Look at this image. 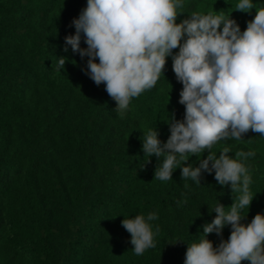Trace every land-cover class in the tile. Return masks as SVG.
<instances>
[{
    "label": "trees",
    "instance_id": "trees-1",
    "mask_svg": "<svg viewBox=\"0 0 264 264\" xmlns=\"http://www.w3.org/2000/svg\"><path fill=\"white\" fill-rule=\"evenodd\" d=\"M238 2L184 0L177 23L192 12L215 10L243 31L264 0H252L250 12L236 11ZM86 4L0 0V264H184L188 244L199 242L217 203L227 208L239 193L220 186L214 172H205L201 184L181 179L182 162L172 179H154L160 160L153 155L146 163L143 134L156 127L166 142L171 115L184 117L178 102L183 85L167 57L157 84L133 98L121 118L105 85L86 74L88 58L70 45L64 51L65 37L75 34L71 22ZM80 46L87 47L83 34ZM59 57L67 60L57 71ZM224 147L233 158L255 152L243 160L254 196L241 210L247 224L264 213V136L249 130L211 151L219 156ZM207 151L189 154L187 163L198 167ZM149 213L157 216L149 222L154 232L159 226L156 247L137 256L121 221ZM230 233L225 226L222 238ZM207 238L214 247L221 240L216 233Z\"/></svg>",
    "mask_w": 264,
    "mask_h": 264
},
{
    "label": "clouds",
    "instance_id": "clouds-1",
    "mask_svg": "<svg viewBox=\"0 0 264 264\" xmlns=\"http://www.w3.org/2000/svg\"><path fill=\"white\" fill-rule=\"evenodd\" d=\"M253 8L252 0L235 5L241 12ZM183 9L184 0H87L71 22L75 34L65 37L64 51L70 45L82 59L88 58L86 74L97 86L105 85L121 118L133 98L157 84L171 56L172 70L183 85L178 102L185 108L184 117L177 120L171 115L166 142L158 138L156 127L147 129L142 138L146 163L153 155L160 160L156 180L172 179L182 162L181 179L201 184L205 172H214L220 186L239 193L227 208L217 203L212 210L216 216L202 225L199 242L188 244L184 264H241L245 260L264 264V213H257L247 224L242 223L246 216L241 214L254 199L252 178L243 160L255 152L238 151L233 158L229 147L219 156L211 151L217 142L241 140L249 130L264 136V7L256 8L243 31L229 14L215 10L192 12L177 23ZM82 34L85 48L80 46ZM66 60L58 58L57 71ZM205 150L207 157L199 160L198 167L187 163L189 154L198 157ZM155 219L156 214L149 213L121 221L131 234L137 256L156 247L154 235L159 226L154 232L149 223ZM225 226L231 228L227 240L222 238ZM211 233L221 237L215 247L207 238Z\"/></svg>",
    "mask_w": 264,
    "mask_h": 264
}]
</instances>
